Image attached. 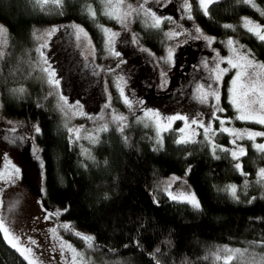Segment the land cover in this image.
<instances>
[{"label": "trees", "instance_id": "obj_1", "mask_svg": "<svg viewBox=\"0 0 264 264\" xmlns=\"http://www.w3.org/2000/svg\"><path fill=\"white\" fill-rule=\"evenodd\" d=\"M110 1L62 0L57 4L55 0H0V21L8 37L4 65L9 76L3 111L26 116L39 128L33 137L42 162L38 194L52 208H67L57 218L59 225L70 226L61 228L65 233L91 236L93 245L107 254L135 256L144 264H225L229 255L232 259L228 264H264V180L258 175L264 169V151L248 146L237 161L218 147L213 154L206 137L177 143L173 128L153 139L150 129L138 120L108 124L107 130L100 127L87 148H82L42 79L34 76L27 82L32 76H25L21 65L17 69L36 42L37 29L45 25L76 22L86 30L97 51L104 49L107 37L102 29L118 26L107 11ZM128 1L136 5L142 0ZM174 1L168 0V5L175 6ZM191 1L196 24L203 32L215 39L240 40L264 61V41L243 25L247 17L264 21V0H214L208 15L196 6V0ZM153 18L138 15L132 26L134 43L161 51L167 41L166 29L163 31L167 25L162 19L160 26L154 27ZM191 54L188 48L184 67ZM15 58L17 64L13 63ZM26 82L29 93L24 92ZM15 85L23 91L15 90ZM219 101L232 112L225 83ZM237 163L246 175L235 167ZM169 171L188 178L199 209L172 200L165 193L158 192V199L153 198L156 178ZM229 185H236L237 198L226 190ZM225 248L234 251L228 253ZM0 264H29L6 242L2 231Z\"/></svg>", "mask_w": 264, "mask_h": 264}, {"label": "rangeland", "instance_id": "obj_2", "mask_svg": "<svg viewBox=\"0 0 264 264\" xmlns=\"http://www.w3.org/2000/svg\"><path fill=\"white\" fill-rule=\"evenodd\" d=\"M174 2L175 6H169L168 0H142L134 5L128 0H111L107 11L113 15L118 26H114L108 35L118 34L112 38V48L120 53L119 57L109 53L107 44L104 49L97 51L86 30L76 22H59L37 29V40L27 49L29 54L27 58L21 59L23 62H20L17 69L21 65V72L25 76L33 77L28 78L27 82L33 81L34 76L42 79L43 86L56 99L64 114V122L69 129H74L72 136L80 141L82 148H87L85 145L91 140V136L95 137L100 127L108 124H127L134 120L147 126L153 139L159 138L165 130L173 128L178 140L182 135L187 137L195 130L197 134L192 139L197 136L206 137L211 144L217 145L218 149H235L238 145L246 150L248 146L255 148L254 144H264V136H257L254 141L245 136L243 139H237L236 145H233L231 141L234 137L220 131L219 120L212 121V132L208 136H205L204 128L191 124L192 119L202 116V122L208 126L209 118L213 115L216 106L212 97L209 98L208 103H201L198 98L201 93L198 89H201L202 85L204 90L211 87L218 91L221 98L222 86L225 83L227 99L230 102L229 89L237 70L231 69L226 62H220L221 58L226 60L232 55L226 44L230 37L215 39L212 43L202 36L196 38L200 34L195 33L198 25L194 18V1L187 0L191 5L193 19H188L189 13L184 7L185 0ZM128 5H131V9ZM140 5H143L142 9ZM196 6L200 7L198 0ZM126 13L130 15L125 18ZM153 13L155 16L152 15ZM149 14L154 18L165 20L167 25V28L163 29L164 32L166 29L167 41L161 51L137 46L134 43L132 26L136 18L138 15L153 18ZM117 16L124 22L121 23ZM247 19L264 26V21L261 19L251 17ZM0 25L6 29V32L0 30V53H3L0 58V176L11 172L13 168L20 170L14 182L0 179V222L9 229L11 237L19 238L18 247H31L34 258L30 256V259L34 260V264H144L135 256H118L101 252L92 241L89 244L83 238L87 236L65 233L58 226L57 218L46 219L47 212L56 208L44 203L38 194L42 182V162L33 144L36 126L26 116L6 114L3 111L6 110L5 81L9 76L6 73L8 70L6 64L4 65L8 37L6 26L1 21ZM79 28H82L83 32H79ZM244 29L248 31L245 26ZM170 32L176 35L172 37L166 35ZM201 32L203 36L212 37L202 30ZM84 33H87V36ZM233 40L244 46L241 51L250 50L240 40ZM42 44L46 47L41 48ZM188 48L189 53L192 54L187 56L190 62L184 67ZM169 49L172 50V59L165 62L162 58H167ZM41 52L47 58L51 70L56 73L55 78L59 80L58 87L48 84L47 75L41 71V67L44 66ZM251 55L257 62L264 63L252 52ZM17 60L18 58H15L13 63L17 64ZM217 65L220 69L229 68L219 81L215 79L217 73L214 69ZM253 71V69L248 70L249 76H252ZM164 81L166 84L161 86ZM27 82L24 92L29 93L31 89ZM19 83L22 82L18 81ZM17 87L18 85H15L14 89H21L20 85L19 88ZM121 88L131 102V107L124 102V97L120 93ZM61 96L66 99V105L61 100ZM218 107L224 109L223 112H215L221 120L226 121L224 127L264 132V125L235 119L238 113L232 104L231 113L226 106L221 105L220 101ZM145 113H159L161 125L167 124V117L185 115L189 117L190 127L186 128L185 121L177 119L172 121L170 127H161L158 136L156 117L146 116ZM120 116L125 119L123 121L116 119ZM180 129L185 131L181 133ZM174 177L180 179L173 180ZM156 181L157 192L153 195L155 200L158 199V192L168 196V192L173 195L181 192L195 193L192 184L183 173L169 171L158 176ZM166 187L168 191H165ZM53 228L56 229L55 233L51 231ZM28 237L35 240L36 245H30L27 242ZM61 241L71 245V248L65 247L62 251ZM74 255L75 259H73Z\"/></svg>", "mask_w": 264, "mask_h": 264}, {"label": "snow or ice", "instance_id": "obj_3", "mask_svg": "<svg viewBox=\"0 0 264 264\" xmlns=\"http://www.w3.org/2000/svg\"><path fill=\"white\" fill-rule=\"evenodd\" d=\"M47 2H48V0H44V3H47ZM213 2H214V0H198L199 6H200V8L203 9V12L205 15H208V7ZM244 2H249V0H244ZM55 3L61 4L62 0H55ZM252 6L255 7L254 4ZM128 7H129V9H131V5H128ZM184 7L189 13L188 19H193L192 15H191V5L187 2V0H185ZM142 8H143V5H140V9H142ZM140 9H132V10L139 11ZM87 10L90 11V14L93 17H95V11L94 10H92L90 8ZM127 15H130V13H126L125 18L127 17ZM152 15L155 16L154 13ZM116 18L121 20V23L124 22V20L121 19L119 16H117ZM161 22L162 21L159 18H155L153 26L158 28L160 26ZM244 26L248 29L249 32H252L253 35H255L259 40L264 41V26H262L258 23H255L251 20H248L247 18H245V20H244ZM224 27L232 28L233 26L232 25H224ZM0 30L6 32V29H3L2 25H0ZM55 30L56 29H53V31H55ZM102 31L105 33V35L107 37L106 44L108 46L109 53L112 55H115L116 57H119L120 53L115 52L114 49L112 48V43H113L112 38L118 34L117 33H111V35H108L111 32V30L106 29V28H103ZM79 32H83V29L79 28ZM195 33L200 34L199 36H196V38H200L202 36L209 43H212L215 40L214 37L203 36V33L201 32V30L198 27L195 28ZM84 35L87 36V33H84ZM166 35H168L169 37H172L173 35H176V34L170 32V33H167ZM226 44L229 46L230 51L232 52V55L227 57L226 60H225V58H221L220 62L221 63L226 62L231 69L237 70L235 72V76H234L233 80L231 81L232 86L229 89L230 103L235 107V109L238 113V115L235 117V119H238L241 121H252V122L264 125V63L257 62L255 60V57L251 55L250 50H248L247 52L241 51V49H243L244 46L239 45L238 41H234L233 39L230 38L229 40L226 41ZM44 47H46V45L42 44L41 48H44ZM2 56H3V53H0V58H2ZM41 57L43 59V65H44L41 67V71L47 75V83L54 86V87H58L59 86V80H57L55 78L56 73L54 70H51V66L48 64L47 58L44 57L43 52H41ZM162 59H165V62L171 61L172 50L169 49L167 58H162ZM249 69L254 70L252 76H249V74H248ZM228 70H229V68L220 69L219 66L217 65L216 69H214V71L217 73L215 79L217 81H219L221 79L222 75L224 73H226ZM162 75L166 76L167 73H162ZM164 84H166V81H164L161 86H164ZM19 91H23V89H20ZM198 92L201 93L198 97L201 103H208L210 97L214 98V100L216 102L215 110H214L213 115L209 118L208 126H205L204 123L202 122L203 121L202 116L191 120V124L198 125V127H200V128H204L205 136H208L209 133L212 132V121L213 120H219L220 121V125H221L220 131L227 132L234 137V139L231 141V143L233 145H236L237 139H243L245 136H247L248 139H251L253 141L255 140V137H257V136H264V132H252V131H249L247 129L237 130V129H230V128L224 127V124L226 123V121L221 120L219 116L215 115V112H223L224 111V109L218 107V102L220 99L218 91L212 89L211 87H209L207 90H204L203 85H202L201 89H198ZM120 93H121V96L124 97V102L126 104H128L129 107H131V102L128 100L127 96L124 95L123 88L120 89ZM61 100H63L65 105L67 104V101L63 96H61ZM145 115L146 116L151 115V116L156 117L158 136H159V131H160L161 127H165V128L170 127L172 121L177 120V119L185 121V127L186 128L190 127L189 117H187L185 115L177 114L175 116L167 117V124L166 125H161L159 113H145ZM116 119L123 121L125 119V117L120 116V117H117ZM198 121H199V123H198ZM102 130H107V125H105ZM123 130H124V126L122 125L120 127V131L122 132ZM36 131H39L38 127L36 128ZM76 131H78V130H76ZM180 131H181V133H183L185 131V129H180ZM196 134L197 133L195 132V130H193L191 132V134L187 137L182 135L180 137V139L177 140V143H188V142L192 141V137H194ZM125 140H127V137H125ZM253 146L260 151H264V144H254ZM217 147L218 146L215 145L214 143L212 144L213 154H215V150ZM220 150L225 151V152H229L231 157L237 161L239 160V158L241 156L246 154L245 149L243 147L238 146V145L236 146L235 149L221 148ZM217 158H219V157H217ZM235 167L241 172L242 175H246L243 172V168H242V165L240 163H237L235 165ZM19 171H20L19 169L13 168V170L11 172H6L4 175L0 176V179H3L5 181H13L14 182V180L19 175ZM188 171H190V169ZM258 175L260 176V178L262 180H264V169H261L259 171ZM178 179H180V178L179 177L173 178V180H178ZM245 184H247V181H245ZM169 187H170V185H169ZM226 190L231 193L233 198H237L236 197V192H237L236 185H229ZM165 191H168V187L165 188ZM168 194L172 200H177V201L182 202V203H188L193 208H196V209L200 208V202L197 199L195 193H193V192H187V193L181 192L178 195H173L171 192H168ZM253 199H255V197H253ZM62 211L66 212L67 208L63 209ZM62 211L59 209L48 211L46 214V219H50L53 217L58 218L62 214ZM58 226L61 228H65V229H68L70 227L69 225H66V224H60ZM0 231H2L6 242L12 248L17 249V251L20 252V254L22 256H24V258L26 260L29 261V264H34V260L30 259V256L34 258V254L32 253L31 247H28V248L18 247L19 238L18 237H11V235L9 233V229L4 226L3 222H0ZM51 231L53 233H55L56 229L53 228V229H51ZM77 235H80V234L77 233ZM83 238L85 240H87L89 242V244H91V241L93 240V237H91V236H87V237H83ZM14 241H17V242H14ZM27 242L30 245H36V241L32 240L30 237H28ZM60 246H61L62 251L65 247L71 248V245H66L65 242H63V241H61ZM157 251H159V249H157ZM224 251L231 253L234 250H230L228 248H225ZM235 251H239V250H235ZM73 259H75V255L73 256ZM231 259H232V256L229 255L225 260V264H228V261H230Z\"/></svg>", "mask_w": 264, "mask_h": 264}]
</instances>
